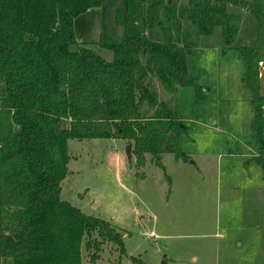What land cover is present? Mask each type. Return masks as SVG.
<instances>
[{
	"label": "trees",
	"instance_id": "16d2710c",
	"mask_svg": "<svg viewBox=\"0 0 264 264\" xmlns=\"http://www.w3.org/2000/svg\"><path fill=\"white\" fill-rule=\"evenodd\" d=\"M231 9L255 21L256 46L238 49L255 110L254 161L264 172V0H0V264H83L84 243L92 264L106 242L126 254L121 231L61 198L69 142L123 139L138 166L147 155L189 160L180 145L188 128L158 101L151 81L169 91L191 87L203 100L205 86L189 73L187 57L196 35L217 27L230 49L241 20ZM111 10L120 40L108 27ZM88 11L101 13L97 44L112 61L77 39L75 20Z\"/></svg>",
	"mask_w": 264,
	"mask_h": 264
},
{
	"label": "rangeland",
	"instance_id": "374dc122",
	"mask_svg": "<svg viewBox=\"0 0 264 264\" xmlns=\"http://www.w3.org/2000/svg\"><path fill=\"white\" fill-rule=\"evenodd\" d=\"M177 2L186 6L189 0ZM231 11L241 20L230 49L224 52L217 27L212 36L196 35L187 58L189 73L205 86L203 100L197 101L191 87L169 91L156 77L151 81L158 101L178 112L188 128L180 145L189 160L166 153L159 163L147 155L138 166L133 146L123 139L70 140L61 198L109 221L124 236L126 254L106 242L95 264H137L132 257L145 264H264V172L254 161L255 110L238 49L256 46V27L252 18L250 42L239 36L243 11ZM91 12L99 16L79 25L77 39L112 61L113 53L97 44L100 11ZM107 23L120 40L123 28L115 24L112 10ZM260 75L264 95V66ZM158 110L150 108L148 115ZM82 253L83 264H92L85 243Z\"/></svg>",
	"mask_w": 264,
	"mask_h": 264
},
{
	"label": "crops",
	"instance_id": "0c3cea01",
	"mask_svg": "<svg viewBox=\"0 0 264 264\" xmlns=\"http://www.w3.org/2000/svg\"><path fill=\"white\" fill-rule=\"evenodd\" d=\"M101 14V13H100ZM91 15H93V16H99V12H91V11H88L87 13H85L84 15H81L79 18H77L76 20H75V31H76V35H77V32H78V29H79V25L80 24H84V21H85V19H87V20H89L88 18L91 16ZM83 16H85V17H83ZM243 16H244V19H242L243 20V22H242V24H241V26H240V28H239V36H240V34L242 35V36H245L246 38H247V41H249L250 42V40L252 39L251 38V36H252V33H251V24H252V18L250 17V19L247 17V14H246V11H243ZM84 19V20H83ZM245 20H248V25H247V21H245ZM101 24H102V18H101ZM246 25H247V28H249V33L247 34V32H248V30H246ZM82 26V25H81ZM80 26V27H81ZM217 29H220V28H217ZM216 31V29L214 30V32ZM220 31V34H221V36L223 35L222 34V30L220 29L219 30ZM213 32V33H214ZM213 33L211 34V35H209V36H212L213 35ZM147 35L151 38V39H153V40H161L162 39V37H161V34L157 31V32H155V31H149L148 33H147ZM253 37V36H252ZM223 38V37H222ZM254 39H255V42H254V44L256 43V29H255V33H254ZM240 40H245L244 38H242V37H240ZM253 44V43H252ZM232 48H234V47H232ZM188 58V57H187ZM187 67H188V63H187ZM262 83V82H261ZM258 152V151H257ZM257 152L255 153V154H257ZM254 157V156H253ZM262 168V167H261ZM263 170V169H262Z\"/></svg>",
	"mask_w": 264,
	"mask_h": 264
},
{
	"label": "water",
	"instance_id": "95a60500",
	"mask_svg": "<svg viewBox=\"0 0 264 264\" xmlns=\"http://www.w3.org/2000/svg\"><path fill=\"white\" fill-rule=\"evenodd\" d=\"M127 152L128 154L130 153V146L128 147ZM129 157H130V154H129Z\"/></svg>",
	"mask_w": 264,
	"mask_h": 264
},
{
	"label": "built area",
	"instance_id": "2783aa9c",
	"mask_svg": "<svg viewBox=\"0 0 264 264\" xmlns=\"http://www.w3.org/2000/svg\"><path fill=\"white\" fill-rule=\"evenodd\" d=\"M264 66V65H263Z\"/></svg>",
	"mask_w": 264,
	"mask_h": 264
}]
</instances>
